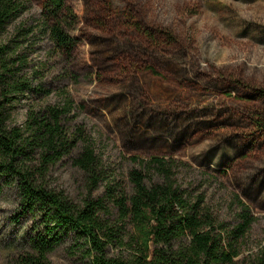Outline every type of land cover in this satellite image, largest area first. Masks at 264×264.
<instances>
[{
  "label": "rangeland",
  "instance_id": "obj_1",
  "mask_svg": "<svg viewBox=\"0 0 264 264\" xmlns=\"http://www.w3.org/2000/svg\"><path fill=\"white\" fill-rule=\"evenodd\" d=\"M26 1L28 11L0 43L16 37L21 23L35 25L49 0ZM65 4L77 16L67 30L77 44L73 56L56 53L46 39L20 40L18 54L28 60L23 74L42 92L7 104L8 130L24 132L30 114L41 118L69 98L74 106L66 127H82L105 161L127 170L123 156H167L191 165L195 175H216L204 182L209 194L239 195L258 218L252 251L263 244L264 0ZM45 181L78 206L87 197L82 174L68 159ZM45 220L43 214L25 215L17 189L3 184L0 264L37 256L30 241L47 236ZM47 264L87 263L73 254L68 240Z\"/></svg>",
  "mask_w": 264,
  "mask_h": 264
},
{
  "label": "trees",
  "instance_id": "obj_2",
  "mask_svg": "<svg viewBox=\"0 0 264 264\" xmlns=\"http://www.w3.org/2000/svg\"><path fill=\"white\" fill-rule=\"evenodd\" d=\"M27 5L0 0V39ZM76 21L65 0H49L35 25L21 23L16 37L0 43V191L3 184L15 187L22 212L45 215L49 228L45 238L30 241L37 256L21 264H47L68 240L87 264H264V243L252 251L258 218L237 194L221 199L209 194L204 182L216 175H195L191 165L167 156H123L130 167H113L82 127H66L71 99L47 108L41 118L30 114L24 132L8 130L7 104L42 92L23 74L28 60L18 54L20 40L46 39L56 53L72 58L77 44L67 30ZM64 159L84 179L87 197L79 206L45 181Z\"/></svg>",
  "mask_w": 264,
  "mask_h": 264
}]
</instances>
